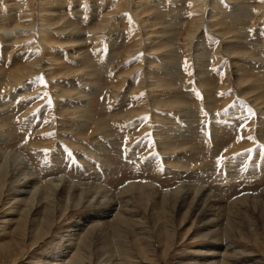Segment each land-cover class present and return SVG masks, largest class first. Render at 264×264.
<instances>
[{"label": "rangeland", "instance_id": "1", "mask_svg": "<svg viewBox=\"0 0 264 264\" xmlns=\"http://www.w3.org/2000/svg\"><path fill=\"white\" fill-rule=\"evenodd\" d=\"M263 75L264 0H0V152L24 159L0 192V264H70L96 220L94 208L63 211L53 200L51 227L35 231L33 209L19 201L30 192H17L28 170L38 189L69 175L110 188L146 178L159 192L191 180L224 203L252 195L264 186V107L237 78L264 91ZM250 202L247 214L225 211L230 224L214 228L200 210L167 203L149 219L138 206L141 239L96 229L82 264H264V215ZM207 230H227L233 247L207 244Z\"/></svg>", "mask_w": 264, "mask_h": 264}, {"label": "bare ground", "instance_id": "2", "mask_svg": "<svg viewBox=\"0 0 264 264\" xmlns=\"http://www.w3.org/2000/svg\"><path fill=\"white\" fill-rule=\"evenodd\" d=\"M201 6H202V3H201ZM234 9L233 10L235 13L236 10L238 11V9L240 10L241 8L236 9V7H235ZM106 20H107V18H106ZM221 35H225V33L224 34L222 33ZM224 50L227 51V49H224ZM234 52L235 51H231V50L228 51L230 56L235 55V54L238 55V53H240V52H238V53H234ZM263 77H264V75H263ZM10 79H11V81H17L18 76H12ZM237 81L240 84L249 83V86L253 90L250 91V93L246 97L249 98L250 94L253 95L255 98H252V100L250 99V101H252V103L254 105H260L259 108H263L264 102L257 103V100H258L259 96H262V95L264 96V91H260V90L256 89L258 87L255 86V83L254 82L252 83V81H251V83H252L251 84L249 82L250 80H246V79L244 80L241 78H237ZM160 85H162V84H160ZM157 86H159V84ZM164 86H166V85H164ZM255 90H257V92H255ZM242 94H244V93H242ZM155 104H157V103L155 102ZM161 105L164 107L167 106V107L174 108L177 105H179V102H172L169 105L162 103ZM83 118H86V117H83ZM94 123H95L94 130L102 127V125H101L102 123H100L98 121L94 122ZM219 130H220V128H219ZM259 139H261L263 141L264 135L259 134ZM159 143L161 144L162 142H159ZM165 148H166L165 145L164 146L161 145V147H160V149H162V151L167 152V150ZM23 160H24L23 155L20 152H17L16 150H10V151L3 150L0 152V192L3 188V186L7 182V176L9 174L8 169L12 165H14L16 162L23 164L24 163ZM10 171H11V169H10ZM33 173L34 172H32L31 170H28V171L24 172V174H22L24 180L22 179L23 180L22 183H18V184H21V186H19V189H17L18 191L17 190L16 191L20 192V193L23 192V194L25 192H30V193H26V194H29V196H25L23 199H20L19 201H21V202L23 201V203H26V206H28V210L33 209L31 213H33L32 215L35 218H32L30 221H32V223L35 222L34 224L39 222L38 223L39 227L37 229L35 227L34 230L37 232L38 231L42 232L41 235L45 234V232L47 230L46 228L51 227V222H50L49 218L52 216L51 215L52 213L49 210V208H50L49 203H51V205H52L54 203L53 200H55L56 203L58 202V200H59V202H61L62 206H60V208L62 207L63 211L67 210L68 206L70 205L69 203H73V207H76V206L78 207V205L83 204V207H86L88 209L94 208V211H93L94 213L93 212L92 213L94 214V217H96V220H93L92 223H94V222L95 223L92 224L89 227V229H87L83 234L80 233L81 235H79L78 238L76 239V243H75L76 251H75L74 255H71V256H73L72 259L71 260L69 259L70 264H72V263L82 264L85 262L84 260L88 257V254L85 255L86 250L89 249L90 242H92L90 240L91 239L90 236L96 229L97 230H100V229L104 230V229L109 228V229H107V231L109 232L110 236L116 237L120 234H127L130 239L131 238L133 239V241H135V240L139 241L141 239V238H139V234L142 235L143 233H139L140 231H137V230L142 229L140 225L145 223V222L140 223L141 222L140 220H142V218H143L142 214L140 216V218H141L140 220H138V218L134 219L135 215L138 214L137 209H139V208H136L138 206L139 207L142 206L145 210H148V212L152 213V214L148 213L149 216L147 218H149V219H150V217H152V215L155 211H159V212L164 213V211L166 210V207L168 206L167 203L172 207H175V205L177 204V207L181 208V209L187 208L186 210H190L193 208V210H195V211L200 210L199 211V212H201L200 216H199L200 222L203 221L204 222L203 225H205V227L206 226L208 227V224L211 225L210 228H214L215 226H220V225H222V223L228 225V222H229V224H230V219L228 220L225 217L228 215V213H227L228 211H229V213L237 211L238 214L240 213L241 216H244L245 213L249 210V208H248L249 205H248L247 201H251V200H252V203L250 202L251 203L250 205H254L256 203L259 204V207H258V209L260 210L259 216L264 215V186L260 187V189L258 188L257 190H259V191H257V190L254 191V192H256V194H254V192H252L251 193L252 195L249 196V193H248L249 191H247L246 193H242V194H236L230 200L226 199L227 201L228 200L229 201L228 202L225 201L226 203H224L223 196H219L218 193L212 192L210 189L209 190L204 189V186H202L200 182H197L196 184H194V183L192 184L191 180L190 181L188 180V182L183 181L179 185H176L172 188L159 189L160 190V192H159V191H157L158 190V189H156L157 187L151 182V180L146 179V178L126 179V180H123L120 183V185L117 186L116 188L115 187L110 188L107 185L101 184V183H100V185H98L95 183L84 184V183L74 182V180L68 175V176H64V177H57V179L56 178H48L45 181H42L43 187L45 189H40V188L38 189L39 186L36 182L39 179L36 178L35 176H33ZM15 180H17V179H15ZM15 180L13 182H15ZM20 181H21V179L18 180V182H20ZM82 185H84V186H82ZM55 189H56L55 192L57 193V195H55L52 198V200H50V197L53 196V192ZM157 194H158L159 198L156 200L155 196ZM58 197H59V199H58ZM57 204L60 205V203H57ZM134 204H136V205H134ZM221 204H224V206H221ZM148 205L150 208L147 209L146 206H148ZM63 211H61V212L64 213ZM112 211H114V213H113V217H112L110 223L106 221L107 219L104 221L103 218L105 217V214L112 212ZM225 211H226L227 215L224 214ZM139 213H141V212L139 211ZM36 216H38V217L36 218ZM209 216H211V217L215 216V217H213L215 219H213L211 217L208 218ZM223 218L225 219V222H222ZM18 225H19L20 229L23 227L22 223H20ZM226 225H225V227H226ZM217 229H219V228H217ZM161 230H162L161 233L163 234V239L164 240L169 239L170 231L167 230L165 226ZM222 230H223V228H222ZM112 233H114V235ZM205 235H210L208 240H207V244H210V242L214 241V242H212V244H221L225 248L233 247L232 245L234 242H230L228 240L229 239V233H227V230H225V233L223 235H222V232H220L219 230L218 231L217 230H210V231L207 230V233ZM95 237H96V235H95ZM125 239H127V238H125ZM146 239H147V237H146ZM117 241H121V240L118 239ZM117 244H118V246H117ZM117 244L116 245L113 244V245H115V248L112 247L113 249H115V251L114 252L109 251L108 253L113 252V254H115V252H119L118 255H120L121 251L123 250V249L121 250V248L123 246H119V242ZM142 244H144V243H142ZM113 245H112V243L110 244V246H113ZM120 245H122V244H120ZM217 246H219V245H217ZM107 247L108 246H106V248ZM137 247H138L137 251L140 254L146 255L147 250L145 249L144 246L140 245ZM112 248H110V249H112ZM211 250L212 249H208L205 251L210 252ZM87 251H89V250H87ZM223 254H225V253H223ZM223 258L224 257H222V260L220 259L218 261L213 260L210 263L208 262L207 264H227V262L225 263L226 260H223ZM111 259L112 258H110V260ZM103 264H105V263H103Z\"/></svg>", "mask_w": 264, "mask_h": 264}]
</instances>
